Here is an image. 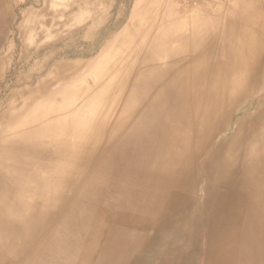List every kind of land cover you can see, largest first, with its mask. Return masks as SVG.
I'll list each match as a JSON object with an SVG mask.
<instances>
[{"label":"bare ground","instance_id":"6f19581e","mask_svg":"<svg viewBox=\"0 0 264 264\" xmlns=\"http://www.w3.org/2000/svg\"><path fill=\"white\" fill-rule=\"evenodd\" d=\"M20 5L0 0V264H264V0H142L39 83L62 17L25 12L15 59Z\"/></svg>","mask_w":264,"mask_h":264},{"label":"rangeland","instance_id":"374dc122","mask_svg":"<svg viewBox=\"0 0 264 264\" xmlns=\"http://www.w3.org/2000/svg\"><path fill=\"white\" fill-rule=\"evenodd\" d=\"M69 1L75 6L65 17H63L64 12L60 10L62 7L58 5L61 0H20L21 5L13 10L8 34L11 43L17 49L12 53L15 59L19 56L18 45L20 46L21 39L18 26L25 23V12L33 10L41 20L62 17L57 25V33L59 34L57 41L52 42V44L50 40L47 41L48 43L45 42L44 45L51 44V49L41 51V59L37 56L32 61L33 65H30L34 66L35 62L39 63L43 60V64L46 66L43 76L36 83H39L41 79L46 81L57 70L59 63H63L68 67L76 63H85L86 67L91 65L101 55L106 45L113 44L128 29L133 14L142 3V0H95L93 4L83 6L81 4L82 0ZM48 4L50 5L48 6ZM93 31L97 33L95 34ZM91 40L96 42V45L93 49H87L86 44ZM75 49L84 51L86 55L76 56ZM0 52H5L4 46H2ZM85 66L82 67V70L86 68ZM7 77V79H11L10 74ZM60 84V81L56 82L52 88L55 89ZM13 85L11 83L12 87ZM0 93H4L3 89Z\"/></svg>","mask_w":264,"mask_h":264},{"label":"crops","instance_id":"0c3cea01","mask_svg":"<svg viewBox=\"0 0 264 264\" xmlns=\"http://www.w3.org/2000/svg\"><path fill=\"white\" fill-rule=\"evenodd\" d=\"M46 47H48V46H46Z\"/></svg>","mask_w":264,"mask_h":264}]
</instances>
